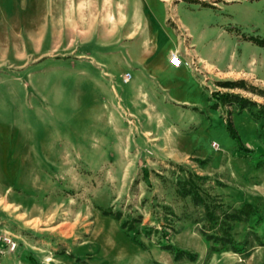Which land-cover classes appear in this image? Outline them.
<instances>
[{
  "label": "rangeland",
  "instance_id": "rangeland-1",
  "mask_svg": "<svg viewBox=\"0 0 264 264\" xmlns=\"http://www.w3.org/2000/svg\"><path fill=\"white\" fill-rule=\"evenodd\" d=\"M145 3L0 9V264H264V0L166 2L198 65L253 74L205 68L197 108L123 82Z\"/></svg>",
  "mask_w": 264,
  "mask_h": 264
},
{
  "label": "crops",
  "instance_id": "crops-1",
  "mask_svg": "<svg viewBox=\"0 0 264 264\" xmlns=\"http://www.w3.org/2000/svg\"><path fill=\"white\" fill-rule=\"evenodd\" d=\"M42 1L46 0H0V9H5L7 7H14L15 9L25 10L26 8H31L33 10L32 17L36 20L35 11L40 6ZM154 3H145L148 11L151 14L152 21L148 20L145 15V10L142 7V15L138 18H143V26L140 28V24H136L135 34L139 32V44L137 45V53L132 56L130 55V65L132 67V74H134L135 79L139 81H146L154 84L159 88L158 92L171 98L174 101L180 102L182 104L192 103L194 107L196 104L200 103L202 99L201 92V81L198 80L197 75L205 74V71H213L217 69L226 74H237L239 71L245 72V74H252V72L233 69L232 67L226 68L224 70L218 69L212 63L204 62L203 66H199L200 70L196 69L193 64V58L197 57L199 61H205L201 56H195V48L183 47L181 39H172L169 33L165 30V7L167 6V1L169 0H151ZM144 5V4H143ZM163 7V8H162ZM162 9V12H161ZM139 19H137L139 21ZM137 21V22H138ZM142 21V20H141ZM140 21V22H141ZM147 21L149 24L147 25ZM156 23V27H154ZM131 38H136L132 36ZM177 50L180 52L182 57L181 66H172L169 62L170 51ZM206 68V69H205ZM144 70H148L150 73V79L146 80V73ZM206 75V74H205ZM208 76V75H206ZM149 83V84H150ZM147 84V85H149ZM154 93V92H153ZM199 106H196V108ZM192 118V116H191ZM189 120L188 123L195 121ZM210 119L212 120L213 118ZM206 123L205 119H198L197 123ZM245 124H255L252 120H246Z\"/></svg>",
  "mask_w": 264,
  "mask_h": 264
},
{
  "label": "built area",
  "instance_id": "built-area-1",
  "mask_svg": "<svg viewBox=\"0 0 264 264\" xmlns=\"http://www.w3.org/2000/svg\"><path fill=\"white\" fill-rule=\"evenodd\" d=\"M168 58H169L170 64L172 66H175V67L181 66V64L183 62L181 54L177 50L170 51ZM198 61H199V59L197 57L193 58V64L195 66L197 65L196 69L199 71L200 70V67H199L200 65L198 66ZM132 78H133V75H132L131 71H127V72H125L123 74V82L124 83H128L130 80H132ZM216 145H217V143L213 142V146H216ZM0 240L1 241L4 240L7 244H9L11 249H14L15 246H16L14 241L10 240V238H7L5 236H3V237L0 236Z\"/></svg>",
  "mask_w": 264,
  "mask_h": 264
},
{
  "label": "trees",
  "instance_id": "trees-1",
  "mask_svg": "<svg viewBox=\"0 0 264 264\" xmlns=\"http://www.w3.org/2000/svg\"><path fill=\"white\" fill-rule=\"evenodd\" d=\"M235 135V134H234ZM235 137H236V135H235ZM193 194H194V198H198V197H196V196H198L197 194L198 193H196L195 191H193ZM205 205V209H206V212H207V214H208V217L211 219V220H215V218H214V214H212V211H210V209H209V207L207 206V204L205 203L204 204Z\"/></svg>",
  "mask_w": 264,
  "mask_h": 264
}]
</instances>
